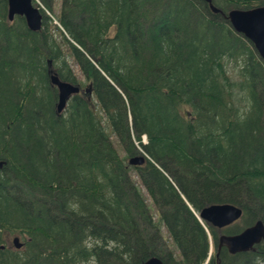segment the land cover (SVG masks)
I'll list each match as a JSON object with an SVG mask.
<instances>
[{"label": "trees", "instance_id": "obj_1", "mask_svg": "<svg viewBox=\"0 0 264 264\" xmlns=\"http://www.w3.org/2000/svg\"><path fill=\"white\" fill-rule=\"evenodd\" d=\"M55 1L32 32L0 0V264H216L264 224V62L224 17L264 0H60L54 25ZM68 59L89 91L58 114ZM212 204L240 224L200 222ZM218 262L264 264V240Z\"/></svg>", "mask_w": 264, "mask_h": 264}, {"label": "water", "instance_id": "obj_2", "mask_svg": "<svg viewBox=\"0 0 264 264\" xmlns=\"http://www.w3.org/2000/svg\"><path fill=\"white\" fill-rule=\"evenodd\" d=\"M7 18L11 22L15 16L23 17L27 28L32 32H37L42 28V14L34 6L33 0H6ZM208 4L214 14L223 13L217 9L212 0H203ZM224 17L229 22L233 31L249 41L255 49L259 58L264 62V7H255L247 10L232 9ZM51 84L58 92L57 113H61L70 97L79 94L80 88L68 82L61 81L56 74L51 75ZM132 166L142 165L143 156H135L128 162ZM0 161V169L3 166ZM242 216L241 208L231 204H212L203 208L197 216L200 222L205 221L216 229H223L231 226L240 220ZM264 240V224L261 220L255 222L242 230L238 234H222L218 238V251L216 253V264L219 259V251L225 247L229 254L235 255L253 251L254 247ZM12 245L15 249L22 248V243L18 237H14ZM1 249L4 247L1 246ZM144 264H162L156 257L150 258ZM207 264V262L205 263Z\"/></svg>", "mask_w": 264, "mask_h": 264}, {"label": "rangeland", "instance_id": "obj_3", "mask_svg": "<svg viewBox=\"0 0 264 264\" xmlns=\"http://www.w3.org/2000/svg\"><path fill=\"white\" fill-rule=\"evenodd\" d=\"M59 2H60V0H56V1H55L54 10H53L54 13H53V14H50L49 12H46V15H47L49 18H52V19H53L52 21H53V24H54V25H55V23H56V25H57V22H55V20H54L53 17L59 13ZM54 14H55V15H54ZM55 36H56V35H55ZM57 38H58V36H57ZM68 60H69L68 62H69V64H70V67H71V69L73 70V73H74V75H75V77H76L77 85H79L80 88H81V92H80V94H82V93L84 92V90H86V88H87L88 85L85 83L84 78L81 76V74H80V72L78 71L77 67L71 62L70 59H68ZM106 131H107L108 133L111 132L110 127L107 126V125H106ZM112 139H113V137H112ZM143 143H144V142H143ZM116 147H117V149H118L120 155L123 156L124 153L122 152L121 148L118 147V145H116ZM135 180L138 181L137 178H135ZM142 193H143V195L146 197V199L148 200V204H149V206H150V208H151V212L154 214V217L157 219V212L155 211V207L151 204V200L147 197V193H146L144 190H142ZM156 222H157V221H156ZM235 224H240V221L236 222ZM161 233H162V237H163V239L166 241V244L168 245V247H169L171 250H175V251H176L175 247L173 246V243H171V240L168 238L167 233H166V230L164 229V227H162V229H161ZM11 239H12V238H11ZM8 246H9V247L12 246V245H11V242H9Z\"/></svg>", "mask_w": 264, "mask_h": 264}, {"label": "bare ground", "instance_id": "obj_4", "mask_svg": "<svg viewBox=\"0 0 264 264\" xmlns=\"http://www.w3.org/2000/svg\"><path fill=\"white\" fill-rule=\"evenodd\" d=\"M85 91H87V92H88V91H89V89H86Z\"/></svg>", "mask_w": 264, "mask_h": 264}, {"label": "flooded vegetation", "instance_id": "obj_5", "mask_svg": "<svg viewBox=\"0 0 264 264\" xmlns=\"http://www.w3.org/2000/svg\"><path fill=\"white\" fill-rule=\"evenodd\" d=\"M80 92H81V88H80Z\"/></svg>", "mask_w": 264, "mask_h": 264}]
</instances>
